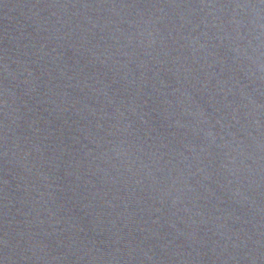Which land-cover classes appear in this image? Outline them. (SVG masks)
Wrapping results in <instances>:
<instances>
[{"label": "water", "instance_id": "water-1", "mask_svg": "<svg viewBox=\"0 0 264 264\" xmlns=\"http://www.w3.org/2000/svg\"><path fill=\"white\" fill-rule=\"evenodd\" d=\"M0 264H264V0H0Z\"/></svg>", "mask_w": 264, "mask_h": 264}]
</instances>
